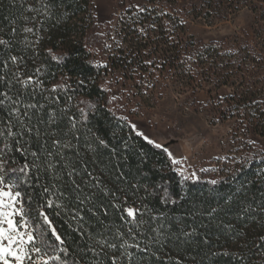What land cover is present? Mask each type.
I'll return each instance as SVG.
<instances>
[{"label": "trees", "instance_id": "1", "mask_svg": "<svg viewBox=\"0 0 264 264\" xmlns=\"http://www.w3.org/2000/svg\"><path fill=\"white\" fill-rule=\"evenodd\" d=\"M116 1L115 25L98 23L94 0H0V39L8 41L0 45V99L5 92L11 97L0 105L5 170L12 174L29 165L27 176L12 175L26 181L20 190L33 217L48 199L63 205L45 211L64 240L66 264H112L113 256L129 264L117 232L140 245L129 248L131 264H264V151L242 149L213 180L184 177L164 147L112 108L105 87L120 72L144 97L154 93L167 68L192 95L203 82L230 85L235 91L223 100L227 108L217 110L221 117H238L243 135L233 134L235 142L264 136V0L205 3L215 16L242 6L256 16L253 34L241 29L209 42L190 35L188 15L202 7L190 9L187 0ZM29 76L41 84L23 85ZM244 87L252 92L241 93ZM9 122L15 139L7 137ZM129 206L142 213L138 226L123 212ZM101 239L117 249H102Z\"/></svg>", "mask_w": 264, "mask_h": 264}, {"label": "rangeland", "instance_id": "2", "mask_svg": "<svg viewBox=\"0 0 264 264\" xmlns=\"http://www.w3.org/2000/svg\"><path fill=\"white\" fill-rule=\"evenodd\" d=\"M208 1L210 0H187L190 9L191 6L202 7L200 14L193 9L188 15L189 33L197 41L223 40L234 36L241 29L253 34L256 16L246 6L237 11L229 9L228 14H232L221 17L215 16L217 14L214 11L209 13L204 6ZM94 2L98 23L113 22L116 25L120 17L117 1ZM222 14L227 13L223 11ZM106 56L104 53L100 54L103 63L106 62ZM171 70L167 68L165 73L159 76V84L154 93L144 97L132 88L134 84L128 81L125 83L120 72L110 75L105 87L111 93L112 108L127 118L132 126L135 125L136 132L143 133L142 136L154 144L167 148L168 152L172 153L171 158L180 161L174 165L184 177L213 180L218 174L216 171L224 163L233 164L237 161L231 159L239 158L242 149H246L249 154L256 149L264 151L263 135L253 133L246 139L240 136L239 146L233 136L235 133L243 135V126L237 122L238 117L219 116L217 109L227 108L223 100L234 94L235 87L216 86L207 81L192 95L187 88L182 87V82ZM245 88L240 92L249 95L250 90ZM251 88L253 89V86ZM261 99L264 101V95Z\"/></svg>", "mask_w": 264, "mask_h": 264}, {"label": "snow or ice", "instance_id": "3", "mask_svg": "<svg viewBox=\"0 0 264 264\" xmlns=\"http://www.w3.org/2000/svg\"><path fill=\"white\" fill-rule=\"evenodd\" d=\"M140 11L145 9L140 8ZM25 32H32V28H25ZM0 45H8V41L0 39ZM13 63L17 62L16 56L10 57ZM52 59L57 60L58 57L52 56ZM39 71V70H37ZM19 76V73H17ZM0 79H3L0 77ZM23 85L28 86L30 84L40 85L39 80H34L33 77L29 76L27 79L20 81ZM56 88H53L55 91ZM5 99H0V105L5 103V100H11V97L8 96V93L5 92L2 94ZM26 107H34V105H28ZM12 114L15 115V119L20 122L21 126L26 127L23 124L21 119V114L18 108L12 109ZM81 115L87 120V113L81 109ZM75 127V124H73ZM135 128V125H133ZM29 132L32 129H28ZM18 133L14 132L11 127V122L7 129V137L15 139ZM143 135V133H140ZM5 136L3 131H0V137ZM6 137V138H7ZM147 139V137H145ZM102 144L104 141H100ZM153 143L152 141H149ZM55 145H59V141L53 142ZM157 148H163V145L156 144ZM4 148L11 151V146L5 144ZM17 151L23 152L24 149L18 148ZM165 152H168L167 148H164ZM33 156H37L36 152L31 153ZM0 155H3V152L0 151ZM51 155V153H49ZM169 157H172V153L168 152ZM172 163L179 164L180 161L172 158ZM29 165L24 164L23 167L19 169H12L11 173H21L24 176H27L29 171ZM5 170V164L3 161H0V264H66L62 260L60 253L67 252L66 248L60 247L64 244L62 236L57 232L56 227L53 224L50 215L45 209H54L62 208L63 205L48 199L44 204L38 205L36 209V216L31 215V204L26 202L24 199L25 193L20 190V183L22 177L20 175H12ZM183 175V173H181ZM71 175V173H69ZM75 183V181H73ZM215 183V181H213ZM78 187V186H77ZM45 193L49 192L47 187L43 190ZM60 196H63V193H59ZM27 203V207H26ZM83 203V201H81ZM123 212L128 218L129 222L133 226H138L139 222L137 220L138 215L142 216V213L139 209L132 206L126 207L123 209ZM83 219V217H80ZM50 234L51 237H54V242L48 238ZM129 234L132 235V229L129 228ZM117 236L122 240V243L119 245V248L122 250V256L126 257L131 264L132 253L129 252V248L135 247L140 248L139 243L129 244L127 239H124L123 234L117 232ZM135 237L133 236V239ZM101 245L102 249L104 246H107L110 249H117V244L109 243L106 239H101L97 241ZM112 264H118L117 257L113 256Z\"/></svg>", "mask_w": 264, "mask_h": 264}]
</instances>
